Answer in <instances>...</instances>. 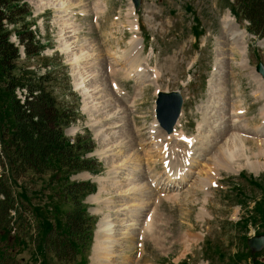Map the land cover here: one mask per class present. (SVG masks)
Instances as JSON below:
<instances>
[{"label":"rangeland","instance_id":"1","mask_svg":"<svg viewBox=\"0 0 264 264\" xmlns=\"http://www.w3.org/2000/svg\"><path fill=\"white\" fill-rule=\"evenodd\" d=\"M234 2L141 0L136 13L131 0H22L20 5L29 14L18 25L0 8L8 40L18 48V67L7 75L19 77L29 70L33 76H46L49 81L44 85L58 108L75 115L62 132L72 141L83 142L79 146L81 159L91 160L94 168L70 172L69 176L77 184L95 185L94 192H85L83 203L96 219L88 249L78 259L71 257L72 253L59 259L51 242L42 252L38 220L33 217L27 242L15 247L7 238L0 239V253L7 255L0 264H91L97 226L108 215L123 219L118 239L124 241L122 255H130L132 264H264V249L253 253L247 243L251 235L264 233V159L259 161L254 156L260 139L264 140V133H259L261 129L264 132V98L256 95L259 85L264 88V79L256 71L259 61L264 64V38L248 31L244 18L234 17ZM227 15L238 25L236 29L246 34L247 51L244 57L235 53L226 60L227 68L218 77L224 83L209 96L217 66L215 55L230 48L221 43V21ZM134 35L139 39L140 63L145 68L142 79L127 78L123 71L115 77L110 75L112 62L119 66L124 63ZM7 80L0 77L1 88ZM96 86L102 91H93L91 96L84 92L83 87L92 90ZM224 87L229 98L222 91ZM174 90L184 95L185 103L177 126L169 134L158 125L155 101L158 91ZM220 94L223 101L217 99ZM29 96L26 89L16 88L15 97L21 103ZM226 100L245 115L240 122L234 116L222 117L228 110L222 108ZM102 112L115 117V122H105L107 117ZM3 119L11 126L4 133L0 131V140L14 128L11 117ZM230 122L240 126L233 132L247 140L242 145L247 155L226 168L216 165L215 158L228 144L230 134L224 139L218 134ZM155 124L159 147L150 138ZM175 134H184L192 145L186 148L183 144L187 141H178ZM184 157L195 159L186 162V167L192 168L190 177L178 189L161 190L168 182L166 160L174 159L183 166ZM0 160V179L11 180L7 187L13 189L17 200L38 215L52 213L51 226L62 222L63 214L73 209L63 192L64 171L51 168L43 174L28 171L17 176L5 166L1 143ZM148 187L152 195L140 194ZM176 195L178 199L171 198ZM144 202L148 205L142 206ZM125 220L134 224V237L127 241ZM152 222L159 242L143 234Z\"/></svg>","mask_w":264,"mask_h":264},{"label":"trees","instance_id":"2","mask_svg":"<svg viewBox=\"0 0 264 264\" xmlns=\"http://www.w3.org/2000/svg\"><path fill=\"white\" fill-rule=\"evenodd\" d=\"M21 1L0 0V8L6 10L5 16L14 17L11 22L16 25L26 21L29 14L25 6L20 5ZM232 8L238 19L244 18L250 22V32L264 37V0H235ZM2 18L0 13V77H8V82L5 81V87H0V131L4 133L3 130L11 126L3 118L11 117L14 127L10 129V134L0 140L7 160L5 166L16 172L17 176L28 171L43 174L51 168L61 169L66 174L63 192L66 191L67 199L74 207L63 214L62 222L59 220L56 226H51L52 213L44 217L38 215L32 207L17 200L13 189L7 187L11 180L3 182L0 179V239L7 238L8 243L15 247L27 242L26 232L31 227V219L35 217L38 220V247L42 252L46 251L51 242L59 259L70 253L71 257L78 259L80 253L88 249L96 223V219L88 213L87 205L83 203L85 192H94L95 185L77 184L70 180L69 173L94 167L91 160L81 159L79 146L82 147L83 142L79 139L72 141L64 136L62 127L73 121L75 115L67 114L62 107L58 108L56 100L49 95L44 85L49 79L46 76H33L29 70L19 77L15 74L12 77L7 75V71L18 67V48L9 42V33L2 26ZM19 87L30 94V98L23 103L15 97V90ZM13 211L16 212V218L12 215ZM13 227L18 230L16 236L11 235ZM6 256L5 251L0 253V262L3 263Z\"/></svg>","mask_w":264,"mask_h":264},{"label":"bare ground","instance_id":"3","mask_svg":"<svg viewBox=\"0 0 264 264\" xmlns=\"http://www.w3.org/2000/svg\"><path fill=\"white\" fill-rule=\"evenodd\" d=\"M97 9H98V7H97ZM221 25L223 27L222 36H221V39H222L221 43L226 44V45H230V48L227 50L222 49L221 51H219L215 55V59L217 61V66L215 67L214 76L210 82V94H209V96H211L213 94L217 85L224 83L223 81L218 80V77L222 76V74L225 71L224 69L227 68V65H226L227 61L226 60L227 59L229 60L230 56L231 55L234 56L235 53H238L241 57L242 56L244 57V55L247 51V48L244 45V40L246 39V37H245L246 34L242 31L236 29L237 24L234 25V19L230 15H227L223 18V20L221 21ZM132 26L134 27L133 30L136 31L137 27L135 26V24L134 25L132 24ZM128 43L130 45V49H129V51L125 52L124 63L121 66H119V63H117L116 61L112 62V65L110 66V75H113L115 77L116 75H118L119 71H123V73L125 74L124 75L125 77L132 78V77L137 76V77H139L138 80H140V79H142L140 77L142 76V74L145 70L144 65H141L142 63H140V54H141L140 42H139L138 37L134 35V36H132V38L129 40ZM238 60L240 61L239 65L242 66L243 65L242 59L239 58ZM225 77H228V75ZM214 82L216 83L215 86H214ZM227 83H228V80H227ZM78 85H80V84H78ZM83 88H84V92L86 94H89V95L91 94V92L93 93V91H97V92L102 91L100 89V86L99 87L96 86V88H94L92 90H90L89 88H86V87H83ZM225 89H226V87H224V90H222V91H224V92L226 91L227 92L226 96H228V98H229V92ZM256 93H257L256 95L264 98V88L262 85H259L258 89L256 90ZM222 96H223V94H220L217 99L219 101H223L224 99H222ZM106 103L109 104V101H106ZM217 103H220V102L217 101ZM223 103L225 104V106L222 108L224 110H225V107L228 108L226 115L222 116L223 118L228 117V116L229 117L234 116L236 119L235 121L240 122L245 117L244 114H239L235 110L236 104L233 106H230V104L227 100L225 102H222V104ZM261 112L263 114L262 117H264V108H261ZM102 113H104L105 116L107 117L105 119V122L109 123L110 125L115 122V117H113V116L109 117V115H107V113H105V112H102ZM226 120H228V119L226 118ZM239 127L240 126H238L237 123L230 122V124H228V125L225 124V128L222 130L221 133L218 134L220 139L221 138L224 139V137L228 134H230V136L225 143V144L228 143L227 146H224L222 148V150H220V152L218 153L217 157L215 158L216 165H218V166L222 165L226 168H229L232 166V163H234L236 160H241V159H243V157H246L247 154L243 151L244 149L242 148V145L245 144L247 142V140L243 139L245 137L240 138L237 133L233 132L236 128H239ZM256 130H258V128ZM262 130L263 129L259 130V131H261L259 133H264V132H262ZM72 131H74V130H72ZM158 131H159L158 125L155 124L153 127L150 138L152 141L154 139L155 140V142H154L155 146L159 147L158 140H159L160 136L156 134ZM173 136H174V134H173ZM262 136H264V134H262ZM175 137H178L180 139L178 141H184V142L187 141L184 134L181 136H178L177 134H175ZM166 138H173V137L167 136ZM260 141H261V143L258 144L259 151L254 153V156L257 157L259 161H262V159H264V140L260 139ZM191 145H192V140L187 141L183 144V146H185L186 148L191 146ZM236 151H237V154H236ZM160 152H161V150H160ZM241 152H242V154L240 155ZM247 159H251V158L248 156ZM188 160L191 162H195L194 158H191V159L185 158L184 160H182L183 161V166H182V164H180V163L179 164L175 163L174 159H172L171 161L166 160L167 164L165 166H167L166 168H169L168 169L169 171H167V169H166V173H165L166 179L168 180V182H165L161 185V187H160L161 190L167 192V190L170 189L172 186H173V188L175 187V189H178V187H180L181 183L190 177V172L192 171V168L186 167V162ZM184 164H185V166H184ZM249 169H251V171L257 173V171L253 170V167L249 166ZM205 173H206V171H205ZM210 178H211V176H210ZM161 181H162V179L160 180V182ZM158 183H159V181H157L155 184H158ZM148 189H149V187L144 188V190L141 189L140 194L144 193L145 195H150L149 193H151V195H152L153 190L151 191ZM177 197L178 196L176 195V196L171 197V198L178 199ZM96 199L98 200L99 198L96 196L95 200ZM160 201H162V199ZM145 205H148V202L142 203V206H145ZM157 216H158V214H157ZM155 218L157 219V217H155ZM122 220L123 219H121V221ZM129 220H131V219H129ZM129 220H125V223ZM121 221L112 219L111 215L110 216L108 215V216H105L102 218V221L97 226L98 229L96 231V236H95V241H94V246H93V255L91 258V264H111V263H113V264H119V263L120 264H128L129 263L128 261H130L129 259L131 258L130 255L129 256L128 255H126V256L122 255V250L125 248V247H122L124 241L120 242L121 240L118 239V230H119V226H120ZM131 222L130 223L127 222L126 224L124 223L125 229H126V231H124V234H126L124 236V238H126L125 241H127L129 238L134 237V232L132 231V229L134 228L133 227L134 224ZM154 226H155L154 222L147 224L146 229H144V231H143L144 232L143 234H145L146 238L153 237L154 241L156 240L157 242H159V236L156 234ZM131 227H133V228H131ZM144 228H145V226H144ZM131 262H132V260L130 261L129 264H132Z\"/></svg>","mask_w":264,"mask_h":264},{"label":"water","instance_id":"4","mask_svg":"<svg viewBox=\"0 0 264 264\" xmlns=\"http://www.w3.org/2000/svg\"><path fill=\"white\" fill-rule=\"evenodd\" d=\"M135 10H138L141 0H132ZM256 71L264 78V64L258 62ZM184 98L179 91L159 92L156 100V117L161 127L172 133L181 115ZM249 247L253 252H259L264 248V235H254L248 239Z\"/></svg>","mask_w":264,"mask_h":264}]
</instances>
